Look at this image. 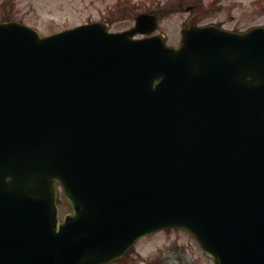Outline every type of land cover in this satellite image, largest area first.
<instances>
[{
	"label": "water",
	"instance_id": "obj_1",
	"mask_svg": "<svg viewBox=\"0 0 264 264\" xmlns=\"http://www.w3.org/2000/svg\"><path fill=\"white\" fill-rule=\"evenodd\" d=\"M155 26L0 23V264H109L170 228L264 264V27L132 38Z\"/></svg>",
	"mask_w": 264,
	"mask_h": 264
},
{
	"label": "rangeland",
	"instance_id": "obj_2",
	"mask_svg": "<svg viewBox=\"0 0 264 264\" xmlns=\"http://www.w3.org/2000/svg\"><path fill=\"white\" fill-rule=\"evenodd\" d=\"M194 0H0V21H18L34 28L42 36L79 24L101 21L111 32L134 25L140 13L156 14L157 33L166 37L169 46L179 40L185 7ZM230 3L232 4L230 7ZM241 4V6L239 5ZM216 17L247 30L264 26V0H228ZM59 216L70 211L60 188L57 190ZM121 264V263H115ZM122 264H213L198 243L186 232L166 230L138 242L129 260Z\"/></svg>",
	"mask_w": 264,
	"mask_h": 264
},
{
	"label": "flooded vegetation",
	"instance_id": "obj_3",
	"mask_svg": "<svg viewBox=\"0 0 264 264\" xmlns=\"http://www.w3.org/2000/svg\"><path fill=\"white\" fill-rule=\"evenodd\" d=\"M228 0H194L192 5L185 7V15L182 16V22L179 29V42L182 40V31L185 28L193 27H215L233 32H242L238 27L228 24L226 19L216 17L220 13L217 11L226 6ZM230 3V7H231ZM241 6V4L239 3Z\"/></svg>",
	"mask_w": 264,
	"mask_h": 264
}]
</instances>
